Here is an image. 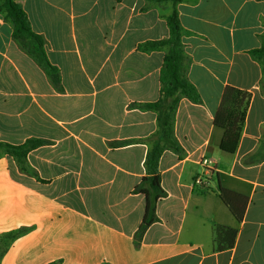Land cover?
<instances>
[{
	"label": "crops",
	"instance_id": "1",
	"mask_svg": "<svg viewBox=\"0 0 264 264\" xmlns=\"http://www.w3.org/2000/svg\"><path fill=\"white\" fill-rule=\"evenodd\" d=\"M13 1L44 38L59 84L13 41L0 10V142H43L25 171L0 153V238L15 234L0 264H264V94L249 54L261 47L264 0ZM174 8L201 103L177 105L182 153L159 159L165 196L138 242L146 201L134 189L157 130V113L143 106L161 98L166 54L138 47L168 39ZM227 87L249 95L233 154L220 150L214 126ZM221 188L244 208L241 220Z\"/></svg>",
	"mask_w": 264,
	"mask_h": 264
},
{
	"label": "trees",
	"instance_id": "2",
	"mask_svg": "<svg viewBox=\"0 0 264 264\" xmlns=\"http://www.w3.org/2000/svg\"><path fill=\"white\" fill-rule=\"evenodd\" d=\"M171 1L175 5L179 0ZM0 10L5 12L6 19L12 25L13 41L52 80L53 84H59L58 69L50 64L44 50L45 40L41 35L32 31L26 13L13 0H1ZM167 25L169 27L168 39L148 41L138 47V50L141 52L166 49L164 64L159 74L161 98L157 102L148 103L143 106L145 109L153 110L157 113V130L145 140L149 145L144 161L145 176L142 177L140 183L134 189L135 192L144 195L146 201L143 220L136 233L138 242L145 230L157 221L155 214L156 205L165 196V192L160 185L159 159L164 151H171L177 154L182 153V149L174 137V118L177 105L181 98H186L195 104L201 103L196 89L185 76V56L181 43L183 33L175 8L167 18ZM261 39V47L251 50L249 54L261 66L262 92L264 94V33ZM248 100L249 95L247 93L231 87H227L224 90L221 103L214 117V126L224 131V136L219 146L220 150L224 153L233 154L237 148ZM230 105L236 108V113L230 111ZM42 143L38 139H28L18 146L0 142V149L4 154L14 159L20 170L25 171L24 165L27 154L41 146ZM230 194L225 189L221 188L219 190L221 200L227 205L235 219L241 220L244 208L239 209V206H235L236 201L231 199ZM221 232L232 236L235 234L233 230H226V228L222 227L215 228L216 235H219ZM14 237L15 234L10 233L0 238V256L5 251L8 241ZM232 245L233 240L224 245V247H231ZM218 248L220 249L222 246Z\"/></svg>",
	"mask_w": 264,
	"mask_h": 264
},
{
	"label": "built area",
	"instance_id": "3",
	"mask_svg": "<svg viewBox=\"0 0 264 264\" xmlns=\"http://www.w3.org/2000/svg\"><path fill=\"white\" fill-rule=\"evenodd\" d=\"M201 164L204 166V167H206V168H208V169H212V167L214 166V164H213V162L211 161V160H209V159H202V161H201ZM202 179L201 178H197L196 180H195V183H197V184H202Z\"/></svg>",
	"mask_w": 264,
	"mask_h": 264
},
{
	"label": "rangeland",
	"instance_id": "4",
	"mask_svg": "<svg viewBox=\"0 0 264 264\" xmlns=\"http://www.w3.org/2000/svg\"><path fill=\"white\" fill-rule=\"evenodd\" d=\"M229 108L231 112L236 113V108L233 105H230ZM0 153H4V152L0 149Z\"/></svg>",
	"mask_w": 264,
	"mask_h": 264
}]
</instances>
